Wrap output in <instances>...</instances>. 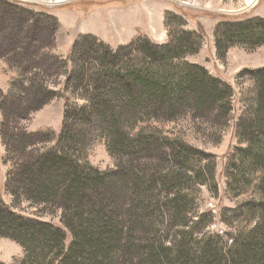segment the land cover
I'll return each instance as SVG.
<instances>
[{
    "label": "trees",
    "instance_id": "1",
    "mask_svg": "<svg viewBox=\"0 0 264 264\" xmlns=\"http://www.w3.org/2000/svg\"><path fill=\"white\" fill-rule=\"evenodd\" d=\"M165 20L166 44L140 36L112 49L83 35L62 62L66 81L59 92L45 71L38 72L35 54L11 43L8 62L16 76L7 94L0 90V134L11 165L6 190L15 208L30 203L61 212L73 237L67 248L65 231L43 221V213L26 217L0 200V238L23 248L18 264H264V68L256 72L249 116L235 124L237 137L250 146L233 178L238 201L231 245L199 242L194 237L205 227H198L203 215L194 211L193 192L215 185L214 156L182 136L140 125L206 112L228 115L234 90L186 60L202 48L201 26L188 31L184 17L172 12ZM215 44L219 59L236 46H264V18L221 22ZM56 98L65 101L59 135L50 128L20 131ZM90 117L105 127L114 170L102 172L85 158L91 135L78 121ZM172 227L179 229L174 242Z\"/></svg>",
    "mask_w": 264,
    "mask_h": 264
},
{
    "label": "rangeland",
    "instance_id": "2",
    "mask_svg": "<svg viewBox=\"0 0 264 264\" xmlns=\"http://www.w3.org/2000/svg\"><path fill=\"white\" fill-rule=\"evenodd\" d=\"M139 3L147 6L158 4L164 8L167 7L166 13L172 12L182 16L186 22L190 19L199 21L203 16H209L219 19L220 24L223 21L246 20L257 17L259 13L264 14V0H249V2L248 0H0V64L7 62L14 73L10 89L12 80L16 76L8 62V58L14 56L11 48L12 42L17 41V46L21 45L23 49L25 48L24 51H31L35 54L38 72L42 70L43 74L45 71L48 74L46 75L49 77L47 81L50 86L59 92L66 81L62 62L66 60L75 43L83 36L79 34L81 28L92 23L97 30L101 31L102 21L96 17L98 12L119 5L126 7ZM171 7H173L172 11ZM201 28L206 37L204 28L202 26ZM205 37L200 52L189 56L186 60L207 69L212 76L221 79L233 88V111L228 115L206 112L197 117L189 116L180 118L178 121L151 122L140 126L158 129L161 133L171 134V137L173 134L182 136L195 148L214 156L216 161L215 185L201 187L199 191L193 192L194 211L203 215L198 227L200 229L205 227L202 234L195 235L194 238H198L199 242L201 240L214 242L219 248H224L227 243L231 245L233 229L229 227V224L234 218L236 220L233 210L238 200L233 189V178L238 172L242 151L250 146L244 137H237L239 133L235 130V124L241 116L244 120L249 116L248 106L254 100L256 72L264 68V46L254 49L236 46L228 51L225 59H219L216 44L214 48ZM213 42L215 43V39ZM71 68H73L72 65ZM75 92V98L76 96L78 98L81 94L80 89ZM61 101L65 104L62 98L50 101L41 110L35 112L30 121L21 123L20 131L32 132L28 128L32 124L33 117L45 108L55 110L56 102ZM77 104L83 105L84 102L77 100ZM78 122L80 129L85 132L89 128L85 133L91 135L90 144L84 152L87 161L102 172L114 170L117 161L109 151L108 137L104 134L105 127H100L91 117L80 119ZM45 129L48 128L42 130ZM61 130L62 126L58 131H54L59 135ZM7 165L11 169V165ZM226 166L230 167L228 179L224 175ZM229 180L230 185H227ZM0 200L26 217H35L43 213V221L65 231L66 247H70L73 237L61 222V212L50 211L52 209L50 207H45V209L35 207L30 203H24L15 208L13 197L6 190V184L3 192L1 191ZM178 230L177 227L171 228V233H169L171 242L175 241ZM163 235H168L166 229ZM24 256L25 252L22 247L13 241L0 238L1 263L18 264Z\"/></svg>",
    "mask_w": 264,
    "mask_h": 264
},
{
    "label": "crops",
    "instance_id": "3",
    "mask_svg": "<svg viewBox=\"0 0 264 264\" xmlns=\"http://www.w3.org/2000/svg\"><path fill=\"white\" fill-rule=\"evenodd\" d=\"M172 9L173 7H171V11ZM167 10V7L164 8L158 4H148L147 6L142 3L133 6L124 7L119 5L107 8L103 10V12H98L96 14V17L102 21L101 31L97 30L91 23L92 26L85 25L82 27L79 34L93 35L112 49L127 45L140 36L147 37L156 44H166L169 41L168 31L165 26V14ZM257 17L264 18V14L259 13ZM219 22V19L203 16L199 21L193 19L187 20L185 29L188 31H197L200 24L206 33L205 38L215 48V43L213 41ZM13 74L7 62L0 64V90L4 94H7L10 90V82ZM63 118L64 102H56L55 110L52 111V108H45V110L33 117L31 121L32 124L28 130L35 132L44 128H50L58 131L62 126ZM2 120L3 115L0 111V129ZM5 156L6 148L3 145L0 134V198L1 191L3 192L5 188L7 175L10 169V166L5 164Z\"/></svg>",
    "mask_w": 264,
    "mask_h": 264
},
{
    "label": "bare ground",
    "instance_id": "4",
    "mask_svg": "<svg viewBox=\"0 0 264 264\" xmlns=\"http://www.w3.org/2000/svg\"><path fill=\"white\" fill-rule=\"evenodd\" d=\"M248 2H249V0H248ZM252 2V1H251Z\"/></svg>",
    "mask_w": 264,
    "mask_h": 264
}]
</instances>
